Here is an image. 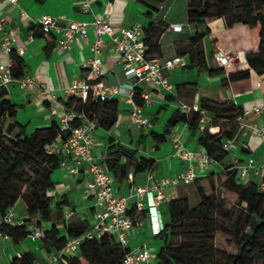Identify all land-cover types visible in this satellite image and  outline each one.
I'll list each match as a JSON object with an SVG mask.
<instances>
[{
	"label": "trees",
	"instance_id": "obj_1",
	"mask_svg": "<svg viewBox=\"0 0 264 264\" xmlns=\"http://www.w3.org/2000/svg\"><path fill=\"white\" fill-rule=\"evenodd\" d=\"M137 1L148 8L145 13L148 22L143 26L147 53L159 57V38L168 25L163 20H151L156 9L150 1L163 0ZM217 18H223L228 27L236 23L259 26L258 50L248 53L246 60L249 68L264 73V0H187L188 22L195 24L197 28L204 25L203 28H196L189 38L188 54L191 63L188 66H192L194 61L195 66L206 68L209 74L225 72L222 67L207 68L204 51L200 47L203 37L209 32L205 23ZM193 48H197L195 53L191 52ZM11 56L14 60L13 75L20 78L24 75L23 59L15 52ZM248 76L249 69L239 70L228 73L226 81ZM141 92V86L136 85L134 96L139 103H142ZM198 104L211 117L205 129L200 131L199 143L210 157L221 162L228 154V151L222 149V143L234 137L239 123L245 120L244 110L232 100L217 101L202 97ZM63 105L66 110L83 114V117L70 121L71 128L89 119L94 120L97 127L110 131L118 121V101L115 99L82 101L68 96L63 100ZM18 106L10 98L7 87L0 86V216L3 218L17 202L26 212L22 225H11L3 221L0 229L10 234L15 242H20L32 228L40 227L42 221H50L51 224L44 228L43 247L47 251H60L68 237L85 232L88 224L86 221H80L76 225L66 224V233L60 234L57 222L68 200L62 197L51 207L53 198L49 192L55 187L51 179L52 171L59 167L61 158L46 151L59 132L58 124L54 120L49 126L37 127L27 133L25 125L17 120ZM199 118L197 112L184 114L176 109L166 121L162 133L150 131L154 145L166 142L167 136L178 124L198 129ZM211 126H218V132L210 133L208 128ZM68 133L69 129L63 131L62 138L65 139ZM108 149L101 163L118 182L127 179L130 172L135 176L152 170L156 165L154 158L137 156L135 149L120 143L111 142ZM221 173L224 176V187L237 196L234 208H224L223 199L217 193H207L202 184L197 185L200 200L195 205H189L186 197L168 200L161 211L164 228L156 235L162 241L156 264H207L206 258L209 256L219 264L264 263V188L260 187L258 180L238 182L234 163L225 164L224 169L211 171L206 177L211 178L210 174ZM204 177L202 175L196 179L202 180ZM129 214L134 217V209ZM218 217L226 224L223 229L218 227ZM217 231L229 238L235 252L221 251L214 247ZM128 250L129 247H122L114 237L100 234L82 242L79 246L80 254H64L61 261L62 264H121L124 253ZM10 264L36 263L30 252H24L14 257Z\"/></svg>",
	"mask_w": 264,
	"mask_h": 264
},
{
	"label": "crops",
	"instance_id": "obj_2",
	"mask_svg": "<svg viewBox=\"0 0 264 264\" xmlns=\"http://www.w3.org/2000/svg\"><path fill=\"white\" fill-rule=\"evenodd\" d=\"M91 4V11L84 12L81 9L80 0H17V3H12L10 0H0V11L7 20L6 27L14 30L16 34L15 46H23L25 50L21 56L24 62L23 74L30 75L36 80V85L30 89L20 88L16 81L6 85L10 98L19 105L17 119L25 125L28 133L37 127L49 126L54 120L58 122L59 115L52 114L50 107L57 103H63V100L67 98L65 88L74 79L84 75L85 62L92 55L91 45L95 39V33L89 27L85 37L78 35L73 40L71 49L63 51L56 43L57 32L45 33L40 29L38 24L40 15L43 13L51 14L58 17L60 24H65L67 19L88 21L93 16L107 13L115 35H119L124 29L137 24L147 25L148 19L145 13L148 8L137 0H91ZM21 10H23V14H21ZM159 18L170 25L160 35L161 55L159 57L168 58L179 54L184 56L186 65L166 71L174 86V94L158 87L134 83L125 77L119 55L113 49L110 38L105 37V43L100 54L104 74L96 82L118 83L122 95L115 98L118 101L116 126L110 131L98 126L94 132L93 154L100 162L104 160L111 142L137 149L131 143L135 138L134 132L136 130L131 128L135 125L130 119V106L125 101V95L136 84L141 86L142 91L147 92L151 97L152 102L143 105V110L150 121L152 117L154 118L153 128L156 133L164 131L166 121L177 109V103H187L184 100L192 99L191 102L193 103H199L202 97L217 101L232 100L243 110H249L264 101V73L249 68L246 60L248 53L258 50L260 30L258 25L249 26L236 23L228 27L223 18L207 21L205 25L209 28V32L202 39L207 68L216 67L212 60V53L216 49L232 52L236 57L234 63L224 68L223 74H209L206 68L195 66L194 61L192 66H188L191 62L186 46H188L189 38L197 28L196 25L184 23L177 18L169 19L168 15H161L154 11L151 20L156 21ZM176 23L180 24V29L171 27L172 24ZM185 27L187 30H184ZM203 27L204 25H200L197 29ZM167 33H172L171 39L163 43L162 38ZM2 40L3 33L0 31V63H7L10 55L4 51ZM211 50L212 53H210ZM244 69H249L247 78L226 81L228 73ZM39 86H44L49 92L47 94L39 93ZM192 93L191 98L189 95ZM172 105L175 106H173V110ZM248 122L264 123V118L249 114L245 116L242 123ZM218 130V126L208 128L210 133L218 132ZM200 134L198 129H190L186 124L175 126L171 134L167 136L166 142L159 145L151 144L152 150L148 157L156 160L155 167L135 176L130 172L131 179L128 176L122 182L114 179L113 186L117 193L129 196L135 186L150 185L154 178L172 175L180 171L184 168L185 163L176 155L175 139H180V142L188 149L203 150V146L199 143ZM232 140L237 143L239 150L236 147L234 150L228 151L227 156L221 162L209 167L211 168L210 171L212 169L217 171L228 163H244L249 156L254 157L257 161L264 160V137L257 135L254 131L245 132L238 128ZM75 165L72 159L68 160L69 168H73ZM205 171L199 170L198 172L205 175L207 173ZM89 178L90 175L84 165H80L77 172H71L68 168L60 166L52 171L51 179L55 187L49 192V195L52 196L54 204L62 197L68 200V204L62 208L65 217L67 212H71L66 217V224L79 223L80 221H86L88 225L93 224V199L84 192V185ZM251 179L260 182L262 176L251 174L248 180ZM176 188L167 187L165 189V199L160 207L161 211H163L168 200L181 197ZM133 202L134 198L132 197L130 204L132 205ZM14 211L17 220L25 218V209L19 202L14 206ZM134 217L135 222L127 232V246L131 249L142 244L150 246V240L156 236L151 233L146 211H135ZM139 217L141 218L138 219ZM64 233L66 232L64 231ZM38 240L31 241L27 236L20 242L0 238V259L5 258L6 263L10 264L14 257L24 252H30L34 256L35 263L39 264L46 262L49 255L59 253V251H47L43 247L42 239Z\"/></svg>",
	"mask_w": 264,
	"mask_h": 264
},
{
	"label": "built area",
	"instance_id": "obj_3",
	"mask_svg": "<svg viewBox=\"0 0 264 264\" xmlns=\"http://www.w3.org/2000/svg\"><path fill=\"white\" fill-rule=\"evenodd\" d=\"M80 1L82 11H91V0ZM10 2L17 3V0H10ZM23 13V10H21V14ZM38 24L45 33L51 31L58 33L55 38L56 43L63 51L71 49L72 42L78 35L85 37L89 27L95 33V39L91 45L92 55L85 62L84 75L81 78L74 79L65 88L67 97L74 96L82 101H87L88 99L104 101L115 99L122 95L118 83L96 82L104 74L100 54L105 43V37L110 38L113 49L118 53L125 77L134 81V83L158 87L174 94V86L169 80L166 71L186 65L184 56L179 54L168 58L150 56L147 53V47L144 42L143 26L139 24L124 29L121 34L115 35L107 13L93 16L88 21L67 19L65 24H60L58 17L43 13L38 19ZM6 25L7 20L0 11V31L3 33L2 47L10 55L7 63H0V86H6L16 81L22 89L33 88L36 85V80L32 76L23 75L20 78H15L13 75L14 60L11 55L15 52L18 56H22L25 50L23 46H15L17 39L15 31L8 29ZM171 27L180 29V24H172ZM235 59L236 57L232 52L221 49H216L212 53V60L216 67L225 68L234 63ZM136 85L125 95V101L130 106V119L133 124L137 128L146 129L151 126V122L144 114L143 105L150 104L152 100L147 92L142 91L140 94L142 103L137 102L134 96V87ZM38 92L47 94L49 91L44 86H39ZM177 109L184 114L190 112L199 113V131H203L211 120L207 112L195 102H179L177 103ZM50 111L54 115H59L57 122L59 132L46 151L49 154L59 155L61 158L59 166L68 168L71 172H77L80 165L86 167L90 178L84 185V192L93 199L94 222L92 225H88V229L80 235L68 237L59 253L49 255L46 262L39 264H62L61 259H63L62 256L64 254L75 255L82 242L100 234L110 235L122 247H128L127 232L135 222V217L129 214L132 207L136 212L146 211L151 233L154 236L158 235L164 228L160 207L165 199V189L167 187L188 185L198 176L204 175L199 174V170H206L217 163L204 149H188L177 138L175 139L176 155L185 163L184 168L175 174L154 178L153 183L150 185L135 186L129 196L122 195L117 193L113 186V175L93 154L94 132L97 128L96 122L88 119L71 128L69 125L70 121L83 117V114L74 110H66L63 103L52 105ZM249 114L264 118V101L249 110H244L245 116ZM239 128L245 132L248 130L254 131L257 135L264 137V123H239ZM68 129L69 133L63 139L61 133ZM236 147L237 143L232 139L222 143V149L225 151L234 150ZM69 159H72L76 164L73 168L68 167ZM234 168L237 172L238 182H242L243 179L248 180L251 174L261 175L260 187L264 188V160L257 161L254 157L249 156L244 163H234ZM128 176L131 179V174ZM132 197L134 202L131 205L130 199ZM70 214L71 212H67L66 217ZM3 221L11 225L23 224V220L16 219L14 207L8 209L2 218ZM45 227L44 224H41L40 227L32 228L27 237L31 241L43 239ZM0 238L5 240L12 239L10 234L1 229ZM151 251L152 247L146 244L132 249L129 248L124 253L121 264H147L150 260Z\"/></svg>",
	"mask_w": 264,
	"mask_h": 264
},
{
	"label": "rangeland",
	"instance_id": "obj_4",
	"mask_svg": "<svg viewBox=\"0 0 264 264\" xmlns=\"http://www.w3.org/2000/svg\"><path fill=\"white\" fill-rule=\"evenodd\" d=\"M151 3L154 5V7L156 9L155 10L156 13L159 12L161 15H163V14L168 15L169 19L170 18H177V19L182 20L184 23H187V24L189 23L187 20V0H163L162 2L151 1ZM157 20H160V18ZM184 30H187V27H185ZM171 34L172 33H167L165 36H163L162 42L166 43L167 41H170ZM186 39H188V38L186 37ZM186 47L190 48V46H186ZM200 47H202V49H203L202 43L200 44ZM196 50H197V48H193L191 50V52L195 53ZM210 53H212V50L210 51ZM210 53H208V54L210 55ZM189 96H191V98H192L193 93ZM184 101H186L187 103H192L191 102L192 99L184 100ZM173 106L174 105H172V110L175 107V106L174 107ZM153 121H154V118L152 117V120L150 121L151 126L146 128V129H141V128L137 129V127L135 128V126H131L132 129L136 130L134 132L135 138H134V140H132L131 143H132L133 147L137 148V149H135L137 151V156L148 157V154H150V151L152 150L151 144L153 143V141H152L150 131H152V129L154 131ZM131 149H133V148H131ZM237 150H239V147H237ZM108 151H109V149H107L105 156L107 155ZM210 169L211 168L206 169L205 173L206 172L207 173L204 175L205 177L208 173H211V171H214V169H212L211 171H210ZM221 169H224V166L221 167L219 170H221ZM209 176H211V178H207V177L205 178L204 177V178H202V180L196 179L188 185L178 186L176 188L177 193L181 197H186L189 205H195L200 200L197 185L202 184L206 187L207 193H211L212 195H216V193H217V195L223 199V207L224 208H227V209L234 208L236 201H237V196L232 190L226 189L224 187V185H223V181H224L223 174L222 173L221 174H210ZM247 181H248L247 179H243L242 183H246ZM53 206H54V202L52 203L51 207H53ZM140 218L141 217H139L138 219H140ZM1 219H2V217L0 216V223L2 221ZM41 223L44 224L45 226L51 224V223H48V221H42ZM74 224L76 225L77 222H75ZM57 225L60 229V234L62 235V233H64V231L66 229V227H65L66 226V217L63 215V210H62L61 218L57 222ZM225 225H226L225 222L220 217H218L219 229H223V227H225ZM172 241H175V239H172ZM161 244H162V241L157 237H153L150 240V246L152 247V251L150 253V260L148 261L147 264H156L157 252H158ZM214 247L218 250H221V251L235 252V247L233 246L232 242L221 231H217L215 234ZM76 254H80L79 250L76 251ZM0 260H1V264H7L5 261V258L0 259ZM206 261H207V264H219V262L214 260L211 256H209V258H206ZM262 264H264V263H262Z\"/></svg>",
	"mask_w": 264,
	"mask_h": 264
}]
</instances>
